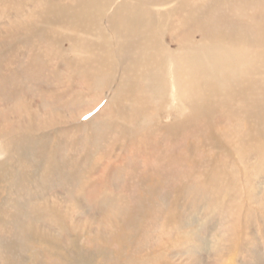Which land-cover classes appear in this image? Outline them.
<instances>
[{
	"label": "bare ground",
	"instance_id": "1",
	"mask_svg": "<svg viewBox=\"0 0 264 264\" xmlns=\"http://www.w3.org/2000/svg\"><path fill=\"white\" fill-rule=\"evenodd\" d=\"M12 1L9 0L10 7L5 14L19 21L25 17V5L20 2V6L14 7ZM43 1L35 11L34 22L25 20L28 23H21L19 27L4 24L2 20L0 23V182L8 177V170L16 175L7 193L1 195V199L12 200L0 208V243L13 246L19 256L40 262V253L34 249V240L39 237L46 244H58L68 250L73 264H94L92 256L99 250L97 247L75 250V247L66 246L83 245L90 231L96 240L111 241V252L98 254L104 264H195L204 254L199 251L191 257L198 245L188 236L189 212L185 202L179 201L184 211H177L175 202L167 206L154 203L157 212L149 211L147 215L146 207L151 204L146 200L134 203L135 193L127 190L128 185L118 191L107 186L93 191L92 181L100 177L99 173L82 171L84 168L79 175H73L71 170L67 173L66 168L58 170L61 134L54 135V138L58 136L54 140L47 129V134L39 132L44 124L56 130L55 134L59 133L57 125L60 123L64 129L76 125L111 88L107 104L86 122L90 125L86 133L91 139L90 135L99 130L98 127L111 130L117 123L128 138L125 147H130L129 159L133 161L138 156L134 145L138 148L140 143L147 145L149 142L142 136L151 128L150 132L155 133L154 129H159L165 119L163 125L169 139L165 143L166 152L162 153L164 151L153 144L149 153L153 159L142 156V163L156 170L153 178L164 179L170 185L185 184L192 158L199 161L198 165L203 161L196 148H206L212 156L209 164L201 165L204 179L189 183L193 193L190 196L199 194L201 199L191 202L210 206L220 200L223 192L230 197L239 196L233 199L236 205L240 199H249L247 188H250L251 177L242 163L251 155L264 162V0ZM45 33L56 44L50 58L39 50ZM29 44L25 48L24 45ZM25 73L37 83L45 81L51 88L45 92L42 86L32 92L33 95L21 94L18 81ZM65 73L68 75L63 77ZM74 85L84 86L88 92L99 87L101 94L93 106H88L90 108L79 113L74 111L76 114L68 109L72 113L63 115L58 110L60 86L69 89ZM80 94L83 97L85 92L80 91ZM41 96L48 98L51 116L41 118L37 103ZM218 115L225 118L222 121L225 124L232 122L228 131L233 135L222 134L229 139L213 135L218 134L215 128L219 123ZM207 124L212 130L209 134L205 133ZM190 134L196 137L194 141ZM97 135L102 138L101 134ZM97 140L91 141L96 144ZM183 140L187 144L181 146ZM172 143H177V148ZM231 155L235 157L232 159ZM158 156L161 159L155 162ZM42 165V182L51 183V176L53 178L60 171V191L64 193L63 188L67 186L75 187L76 194L91 214L84 216L82 206L73 201L75 198L66 202L65 193L61 196L54 190L45 194L35 171ZM260 174V169L254 173L257 177ZM152 181L148 177L141 183L152 184ZM139 183L136 180L132 186H139ZM15 199L33 201L24 203ZM107 202H112L114 208L108 212L102 208ZM6 208L8 216L3 210ZM117 208L120 213H113ZM130 211V216H126ZM247 221L243 212H238L230 221L231 228L220 236L219 233L215 235L212 254H205L206 264L253 263V252L249 253L250 241L247 240L252 241L254 237ZM242 222L245 224L243 230ZM155 227L158 232L153 234ZM176 230L177 235H174ZM119 242L124 243V250L129 243L133 252L120 251ZM135 243H139V248L133 247ZM31 250L30 254L24 253ZM117 251L120 252L116 254ZM50 256L52 258V254Z\"/></svg>",
	"mask_w": 264,
	"mask_h": 264
},
{
	"label": "rangeland",
	"instance_id": "2",
	"mask_svg": "<svg viewBox=\"0 0 264 264\" xmlns=\"http://www.w3.org/2000/svg\"><path fill=\"white\" fill-rule=\"evenodd\" d=\"M27 1H25V0H13L12 1V3L14 4V7H18V5L20 6V2H21V5H23V4L25 5L26 9L22 8L24 10L23 15L25 14V17L21 18L20 20L18 19L20 21L19 22L16 19H14L13 17H9V15L5 14V13H7L8 8L10 7L9 0H0V8H1L0 9V23L2 20V22L4 24H8V25L15 24V26L19 27L21 25V23H24L28 20L34 22L36 20V16H35L36 12L35 11L39 9V7L44 3V1L43 0H29V3ZM4 5L7 6V8H5ZM11 8L14 9L13 7H11ZM1 13H3V14L1 15ZM26 16H28L27 19H26ZM27 23L28 22H26V24ZM24 46L26 48V47L30 46V44L24 45ZM55 46H56V44L53 43V39L49 34L45 33L42 35L39 50L43 53V55L45 57L50 58L53 55V53H55L54 52ZM23 74H21V81H18V88H20V90L18 89V91H21L20 92L21 94L33 95L32 92L36 91V89H39L42 86L44 87L45 92H47V89L51 88V86L49 84H48L50 86L49 88H48V86L45 85V83H44L45 81L37 83V81H34V79L30 78L28 73L27 74L25 73L26 75H23ZM67 75L68 74L65 73L63 77H66ZM79 86H81V85H78V86L74 85L69 89H66L64 86H60L61 87L60 91L63 93V94L61 93V96H60V101H61L60 104L62 107L60 106L59 107L60 109H58V110L61 111V113L63 112L62 113L63 115H66L67 113H72V112H73V114H76V113H79L82 110H84V108L85 109L90 108L88 106H91V105L93 106V104L97 100L96 98H98L101 94L100 93L101 90H99L101 88H99V87L94 89L92 92L91 91L88 92V91H85L84 86H81L82 88H80ZM80 91L85 92L83 97H82V94H80ZM111 91H112L111 88H110V90L108 89L107 91H105L103 97L97 103V105H95V107L91 111H89L87 114L81 116L78 119L77 123L74 122V123H76V125L69 126L68 129L62 128V124L60 123L57 125L59 127V130H58L59 133L55 134L56 130H53V128H48V126H46L44 124V126H43L44 128H42L41 131L39 132L41 135L47 134V132L50 131L52 133V137L54 138V135L61 134L60 138H59L61 140V145L59 147L60 157L58 155V161L60 164V168H58V170L60 169V171H61L63 169L65 170V168H66L65 171L68 173V171L71 170L73 175H75V174L79 175L80 170L83 168L84 169L82 171L88 172V170H90L91 172L93 171L94 174L99 173L100 177H98L96 180L92 181V184H93L92 187L97 188V189L94 188L93 191L100 190L102 188V186L103 187H106V186L111 187L112 190L118 191V190H121V187L128 185V187H126L127 190L131 193H132V191L135 193V195H134L135 197H133L134 203L138 202V204H139V201H141V200L145 201L146 200L147 202H149L152 205V206L150 205L149 207H146V210L149 209L147 211L145 210V213L148 212V213H146L147 215L149 214V211H150V213L157 212V208L155 206L158 203L159 204L165 203V206H167V205H171L172 202H175V203H177L176 206L178 207V208L175 207L176 210L177 211H184L183 207L181 206V203L179 201L182 200L183 202H185L187 204V208H188L187 210L189 212V215L187 217L188 218L187 219L188 220L187 221V223H188L187 224L188 236H189V238L194 240L196 242V244L198 245L195 248L194 252L191 253V251H190L191 257L193 258L192 255H196L199 251H201L204 254V258H205V260H204L203 256H202V259H201V257L197 258V260H196L197 262L195 264H197V263L198 264H206V262L208 263V260L205 257V254H210V255L212 254V247L214 245L215 235L219 233V236H220L223 232L230 229L231 228L230 227L231 226V222H230L231 219L234 218L238 212L239 213L243 212L244 217L246 216L248 219L247 226L250 229V232L253 233V237H254V239L252 240L253 242L251 241V239L247 240V241H250V243H249L250 246L248 248L249 249L248 251L250 254H251V252H253L251 254L252 262H253L252 264H264V262H263L264 261L263 260L264 259V175H263V173H264V162L259 161L260 159H258L257 157L253 158L251 155V157L249 156V159L246 157L247 161L245 160L242 163L244 165V169H246V167H247V169H246L247 174L249 173L248 175L251 177V181H250L251 184L249 185L250 188H247V190H249V192H250L249 199H240L241 201L239 200V203H237L238 205H236V202L233 201V199H239L240 197L237 195L230 197L228 195L229 193L224 194V192H223L220 194V196L218 198L220 200H218L217 203L210 204V206H207L205 203L204 204L196 203V202H199V199H201V197H200L201 195L196 194V195L190 196L193 193H191L189 190V183L194 184L195 182L199 181L198 179H204L203 170H202L201 165L209 164V158L212 156L210 150L208 151V149H206V148H202V149L196 148L198 150V152L200 153L199 156H201V154H202L203 161L200 165H198L199 161L195 158H192L193 161L191 163H189L191 171L188 173V175H189L188 181L185 184L180 185V186L179 185H170V183H168L166 180L164 181V179L153 178L152 176L155 175L154 172L156 170L155 169L151 170L150 165H148L146 163H144V164L142 163V156H145V158L147 156H149V153L152 152L153 144L157 148H159L161 151H164L162 153L166 152V149H164L165 143L167 141H169V139H167L168 133L164 130L165 125H163V124H164L165 119L163 120V123L161 124V126L158 127L159 129H154V130H156L155 133L150 132L151 130H153V128H151V129H148L145 132V134L142 136V138H144L145 140H147L149 142V143H146L147 144V145H145L146 147L143 146L142 143H140L139 148L134 145L135 150L138 152V156H136L135 160H133V161L129 159V157L131 156L130 147H127V148L125 147L126 146L125 144L127 143L128 138L124 137V132L122 130V127L117 125V123L115 124V126H113L111 128V130L108 128L103 129V128L98 127L99 130L98 129L94 130L92 132V134L90 135V136H93V138L91 139V137H89V134L86 133L88 131V128H86V127L87 126L90 127V125H87L86 122L89 120V118H91L94 114H96V112H99L103 108V106H105L107 104V102L109 100V95L112 93ZM76 93H78L77 96H76ZM40 98L41 99L38 100L37 103H38V106H39V109L41 112L40 115L42 118L43 115H49L48 112L52 107L49 106L51 104H50V102L46 96H41ZM68 109H70L72 112ZM44 110L46 111V113H44L45 112ZM74 111L76 113H74ZM219 115L216 118L218 120L217 122H219V123H217L218 126L216 125V127H215L217 130L216 132H218V134L217 135L213 134V135L220 137V138L229 139L228 137H224L222 134L227 133V135L230 137L233 135L232 133H230L228 131V128H229L231 121L225 124L224 122H222L225 120V118L224 117L220 118ZM49 116H51V115H49ZM44 117L46 118V116H44ZM38 119H39V117H38ZM118 123L120 124V122H118ZM237 128L238 127H236V129H234L233 131L236 132ZM46 129H47V132H46ZM63 129L65 130L64 131L65 133L63 131H61ZM90 130H91V128H90ZM100 130L102 133H100ZM118 131H120V132H118ZM44 132H46V133H44ZM210 132H212L211 127L209 124H207L205 127V133L209 134ZM156 133H158V134L156 135ZM93 134H95V135H93ZM97 134H99V135L101 134L102 135L101 137L103 139L100 138V136H98ZM150 135L153 138H155L157 136V138H155V140H154L155 142L152 141L153 138H151ZM190 136L193 139V140L191 139L192 141H194L196 139V137L193 134H190ZM57 137L58 136H56L54 138V140ZM95 137H96V139H95ZM120 138H121V140H120ZM149 139H150V141H149ZM91 140H94V142H95V140H97L98 143L94 144V142ZM90 141L92 142V144ZM151 142H152V144H151ZM196 142H197V140H196ZM196 142H195V145L197 147L198 145ZM163 143H164V145H163ZM178 143H180V141ZM172 144H173V146L176 145V148H177V143L176 144L172 143ZM183 144L186 145L187 141H185V140L181 141V146H183ZM189 144H190V141H189ZM123 147H125V148H123ZM109 148H111V149L113 148V149L111 150ZM139 152H141V153H139ZM69 153H71V154H69ZM104 154H105V156H104ZM85 157H86V159H85ZM149 157H151V159H153L151 155ZM229 157L233 159L235 156L231 155ZM96 158H97V160H96ZM87 159H89V160H87ZM160 159H161V156L156 157L155 162L159 161ZM64 161H66V162H64ZM253 161H254V163H253ZM235 162L236 161L233 162V165H236ZM255 162H259V163L255 164ZM61 165H63V167H61ZM248 165H249V167H248ZM255 165H256V167H255ZM42 167H43V165L37 166V168L35 169L36 175H37L36 178H37V180H39L38 181L39 183H43L42 182L43 176H42V172H41ZM139 168H141V169H139ZM259 169L261 171V174H260V176L257 177L254 175V173L257 172V170H259ZM104 170H105V172H104ZM148 170L151 172H149ZM60 171H58L59 173L57 172L56 174H54L53 178L51 176L52 181L50 180L51 183L48 182L49 185L47 184V182L43 183L44 187L43 186L42 187L45 188V194L46 193L50 194L54 190L58 191V194L61 196L64 195V193H65L64 197H67V198L64 200L66 202H69L70 200H73L75 198L73 201L78 202L82 206V210L84 212L82 210H81V212L87 214V215H85V214H83V215L88 216L89 214H91V212H90L89 208L86 206V204H83L84 201L78 196V194H76L75 187L73 188V186L72 187L67 186V189L64 187L63 188L64 191L62 190L64 193H62L60 191L59 184H60V182H62V180H60V178H59L60 177ZM142 173H144V174H142ZM7 174H9L8 177L10 179L8 177H5L4 181L1 180L2 183L0 182V208H1V206H4L6 201L12 200V199H1V195H4V193H7V189L13 185V183L16 179V175L12 174V172L10 170L7 171ZM202 176H203V178H202ZM110 177H112L113 179ZM148 177H150L151 180H153L151 182L152 184H150V182H149V184H148V182L145 184L141 183L142 179L145 178L147 180ZM106 179L108 182L106 181ZM98 180H100V181H98ZM136 180L140 181V183H139V186L135 185V187H134L132 185H134L133 183ZM103 181H104V183H102ZM141 184H142V186H141ZM147 185H148V187H147ZM50 188H51V190H50ZM132 188H134V189H132ZM247 190H246V192H247ZM147 192H149V194H147ZM66 194H67V196H66ZM71 196H74V197H71ZM151 199L152 200L154 199L153 203L151 202ZM162 199H163V201H162ZM185 199H187V202ZM215 199H217V198H215ZM15 200L24 201V203H27L28 201L29 202L33 201V199H31V200H29V199H15ZM34 200H37V199H34ZM38 200H40V199H38ZM191 200H196V202H193V201L191 202ZM113 202H115V201H113ZM183 202H182V204H183ZM154 203H155V206H154ZM102 208H103V210H106L107 212L114 209L112 202H107L106 204L103 203ZM3 210L5 211L4 212L5 215L8 216V214H9L8 209L6 208ZM114 211H112V212L118 213L119 208L115 209ZM87 212H89V213H87ZM119 213H120V211H119ZM131 213H132V211H130L128 214H126V216H128V215L130 216ZM95 215H97V214H95ZM113 215H116V214H113ZM249 221H250V223H249ZM17 223H19V222L17 221ZM241 225H242L241 229L243 230L245 228V224L242 222ZM11 228L15 229L16 227L11 226ZM140 228H142V227H140ZM156 228L157 227H155L154 230H152L153 234L155 233V231L158 232V228L157 229ZM177 232H178L177 230L174 231L173 232L174 235H177ZM87 233L85 235L86 241L83 242V245L82 244L79 245L78 243H73L72 246H69V245H66V246L71 247V248L75 247V248H73L75 250L82 249L83 247H84V249L94 250V248L97 247L99 250L97 252H95L94 255L92 256L93 262H94V264H104V262H101L102 257H99L98 254L100 253V251H102L103 255H105V253H110L111 252L110 250L112 249L111 241L109 239L105 240L104 242L101 240H98V239L96 240V237H95L93 232L88 231ZM93 235H94V237H92ZM96 236L98 237V233H96ZM34 241H35L34 244L36 246L34 248L36 250L35 252L36 253L39 252L40 256H41L40 262H38L37 260H34L33 258L27 259V258H24L23 256H19L16 254L15 248L13 246L10 245L7 247L6 245L0 243V264H41V263L50 264L52 261L53 262L51 264H54V263L55 264L56 263L57 264H64V263L65 264H73L74 263V260L70 256V253L64 247H62L58 244H56L57 246L52 245L50 243L46 244V241L42 238H39V237H37V239L35 238ZM42 243L45 247L42 245ZM123 244L121 242H119L120 251L122 249L123 251L126 252V254H130L133 252V248H131L132 246H130L129 243H128L126 250H124ZM135 244L137 246L135 245L133 247L139 248L138 247L139 243H135ZM37 246H40V247H37ZM47 246H50L51 248L47 247ZM58 246L60 247V249ZM47 248H48V250L46 251L45 249H47ZM178 248H179V246L176 247L175 249H178ZM32 251L33 250H31L29 252H24V253L30 254V253H32ZM45 251L47 253H45ZM65 251H66V253H65ZM120 251H117L116 254H118ZM246 253H248V252H245V254ZM45 254H47V255H45ZM51 254H52V258H49V257H51L50 256ZM8 256H9V258H7ZM45 256H47V257H45ZM55 257L56 258L58 257L57 259H59L60 257L61 258L59 260H56ZM45 258H47V260ZM1 260L3 261V263ZM4 261H5V263H4ZM46 261H48V262H46ZM191 264H194V263H191Z\"/></svg>",
	"mask_w": 264,
	"mask_h": 264
}]
</instances>
